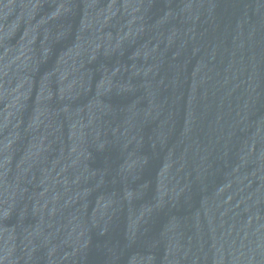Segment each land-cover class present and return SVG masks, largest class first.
<instances>
[{
	"label": "water",
	"instance_id": "1",
	"mask_svg": "<svg viewBox=\"0 0 264 264\" xmlns=\"http://www.w3.org/2000/svg\"><path fill=\"white\" fill-rule=\"evenodd\" d=\"M0 264H264V0H0Z\"/></svg>",
	"mask_w": 264,
	"mask_h": 264
}]
</instances>
